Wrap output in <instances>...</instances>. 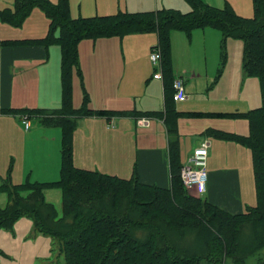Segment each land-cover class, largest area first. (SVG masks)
Listing matches in <instances>:
<instances>
[{
    "label": "crops",
    "instance_id": "obj_1",
    "mask_svg": "<svg viewBox=\"0 0 264 264\" xmlns=\"http://www.w3.org/2000/svg\"><path fill=\"white\" fill-rule=\"evenodd\" d=\"M8 2L6 0L0 5V9L13 6L14 1ZM40 34L43 33L27 35L33 38L0 37V40L15 42L0 43V107L52 111L61 106V49L56 51L49 45H42L39 39L45 35ZM156 42L155 32L84 37L77 42L78 64L72 70L73 107L80 106L82 95H86L87 106L92 109L134 110L135 113L130 116L78 118L72 132L74 165L169 190L173 203L179 201L182 205L192 206L189 197H193L229 215L246 212L253 207L250 195L254 181L252 151L234 138L217 137L207 131L249 136V120L211 114L236 110L231 111L232 107L220 104L217 106L212 89L206 86L210 73L207 70L194 73V69L197 70L194 63L183 67L184 75H178L177 70L174 75L171 64L168 75L164 76L161 71L162 77L156 78V71L151 73L149 62L151 47ZM119 57L123 60L122 79L134 81L137 87L143 84L142 96L149 89L157 90L158 93L154 92L157 93L155 104L135 101L131 106L122 100V95L121 99L115 96L113 69L114 64L118 66ZM190 73L192 78L206 81L205 86L198 84L202 90L201 95H197L200 97H192L193 80L185 77ZM177 75L184 80L187 99L183 101H176L171 96L172 79ZM190 112H202L204 115L192 116ZM18 118L19 114H0V149L12 155L17 171L28 173L27 177L31 175L39 181L57 179L61 165V128L38 125L31 129L30 119V128L23 129ZM238 118L243 122H227ZM7 121L10 128L6 127ZM32 138L38 140L34 146ZM203 139L209 141L206 191L198 194L194 189L181 190L180 168ZM49 190L45 191V196Z\"/></svg>",
    "mask_w": 264,
    "mask_h": 264
},
{
    "label": "trees",
    "instance_id": "obj_2",
    "mask_svg": "<svg viewBox=\"0 0 264 264\" xmlns=\"http://www.w3.org/2000/svg\"><path fill=\"white\" fill-rule=\"evenodd\" d=\"M186 1L191 5V10L186 13L174 8H161L93 17H73L69 0H57L54 3L50 0H14L12 7L0 9V21L13 26H20L32 8L42 9L49 19V31L39 39V42L47 46L53 38L58 41L61 49L62 87V104L52 111L42 108L0 107V114L14 113L40 117L44 125L59 126L62 130L61 165L57 180L25 182L17 185L4 181L0 184V192L7 194L6 205L0 206V228L10 227L20 217H30L35 231L51 235L60 242L64 249L66 264H185L188 262L176 244L167 240L168 238L160 239L162 234L158 222H166L171 227V224L180 221L179 219L186 220L189 218L191 207L200 200L187 195L186 197L191 199L192 206L182 205L179 201L175 204L169 190L141 184L134 179H122L97 170L76 167L72 155V132L78 118L91 115L130 116L135 113L134 110L92 109L87 106L86 95L81 108L73 107L72 70L78 64L77 42L84 37L155 32L157 42L151 49L160 50V71L165 76L171 72L170 32L172 30H182L190 34L196 27H218L224 36L244 40V66L249 73L261 77L264 89V23L262 22L264 0H253L259 17L255 19L239 17L228 1L224 8H217L202 0ZM56 29H59V35L54 37L53 32ZM0 43L15 42L0 40ZM260 61L263 65H260ZM171 90L173 92L172 84ZM211 114L218 117H245L249 120V136L214 130L207 132L221 138H234L250 147L257 203L246 212L236 215L226 214L206 201L200 203L210 210V215L225 217L223 220L227 222L253 215L259 222L264 223V107ZM190 115L202 116L204 113L190 112ZM179 182L185 189L180 181V171ZM54 188L61 191L62 217H58L55 208L45 200V191ZM121 188H127L128 192L124 195H127L132 207L140 211L139 218L122 215L116 211L112 202L105 203L103 194H108L110 191L112 197L118 200ZM84 192H89L88 196L91 197L86 196L83 200ZM96 199L100 202L93 205L92 202ZM86 201L91 202L92 206L85 203ZM200 218L202 221L205 220L203 217ZM138 226L143 230H149L146 240L138 238L136 233ZM156 230L159 233H156ZM219 238L221 239V235L218 240Z\"/></svg>",
    "mask_w": 264,
    "mask_h": 264
},
{
    "label": "rangeland",
    "instance_id": "obj_3",
    "mask_svg": "<svg viewBox=\"0 0 264 264\" xmlns=\"http://www.w3.org/2000/svg\"><path fill=\"white\" fill-rule=\"evenodd\" d=\"M5 1L0 0V5L5 3ZM8 1V3H12L14 0ZM50 1L54 3L57 0ZM69 1L73 17H93L118 12L150 11L161 8H174L181 13L191 10V5L186 0ZM202 1L217 8H224L228 1L239 17L244 19L259 18L257 17L253 0ZM262 22L264 23V17ZM48 31L49 22L39 7H34L20 26H13L0 21V37L33 38L27 35L43 33L40 35L44 36L47 35ZM53 35L54 37L58 36L59 29L54 30ZM170 42V58L174 75L176 70L179 71L178 75H184L183 67H189L190 62L194 63L193 66L197 68V70L194 69V73H202V71L205 72L206 70L210 73L211 77L207 79V85L205 84V79L199 81L192 78L191 73L185 75V77L188 76L189 80H193L192 97H200L197 95L202 93L201 88H198V84H201L212 89L217 106L220 104L222 107H232L231 111L264 107L262 79L258 74L249 73L244 66V40L224 36L222 30L218 27L204 26L194 28L190 34L174 29L172 35L170 32ZM48 47H52L56 51L60 50L58 41L54 38ZM149 62L151 73L160 69V65L153 64L150 59ZM121 64H123V60L119 57L118 66L114 64L115 67L113 69L114 76L112 81H115L114 85L116 88L113 89L115 96L118 95L119 99H121L120 95H122V100L131 106L134 105L135 101L137 103H145V105H148V102L152 105L155 104L157 90L149 89L144 92L147 94L142 96L143 84L137 87L134 81L122 79L123 67ZM260 65H263L262 61H260ZM210 97H212L211 94ZM82 98L81 107L84 105V95H82ZM80 106L74 107L81 108ZM30 119L32 123L31 129L38 125L49 126L41 123L40 117L31 116ZM17 120L19 121V126L24 129V126L21 125L23 120L21 118ZM227 122L239 124L243 121L238 118L228 119ZM10 126L11 124L7 121L6 127L10 128ZM36 141H38L37 138H32V146H34L33 143ZM13 166L12 155H9L5 149H0V181L10 182L13 185L39 181L34 180L30 177L31 175L27 177L28 173L24 174L21 171H17L16 167L14 166L13 168ZM180 188L183 190L181 185ZM250 191L252 193L250 194L252 197L251 203L254 206L257 203L255 180ZM126 192H128L127 188H121L118 200H115L109 191L108 194H103V199L106 204L112 202L113 207L120 214L139 218L140 211L132 207L127 195H124ZM88 195H90L89 192H84L83 200H85L86 196L87 198L91 197ZM45 197L46 201L55 208L58 217H62V196L60 190L51 189L46 193ZM98 202L100 200L96 199L92 204L96 205ZM200 202H196L191 207L189 218L186 220L179 219L180 221L174 222L175 224H171V227L166 222H158L162 236H160L161 238H156H168L167 240H171L172 243L176 244L187 258L188 262L185 264H264V223L259 222L253 215L247 218L235 219L234 222H227L223 220L225 217L210 215V210L201 205ZM6 203L7 195L4 192H0V206H5ZM85 203L92 206L91 202L86 201ZM200 217L205 220L202 221ZM137 228L138 238L146 240L147 235L150 233L149 230H143L139 226ZM155 232L159 233L158 230ZM218 234L221 235L219 240ZM222 247L224 250H222ZM0 264H66V261L64 249L60 242L51 235L35 231L32 219L23 216L15 220L10 227L0 228Z\"/></svg>",
    "mask_w": 264,
    "mask_h": 264
},
{
    "label": "built area",
    "instance_id": "obj_4",
    "mask_svg": "<svg viewBox=\"0 0 264 264\" xmlns=\"http://www.w3.org/2000/svg\"><path fill=\"white\" fill-rule=\"evenodd\" d=\"M150 60L155 65H160L161 52L158 48L150 50ZM156 78L162 77V72L157 70L154 73ZM172 98L176 101H183L187 99V94L184 92V80L181 76H175L172 81ZM20 118L23 120L22 124L25 129L30 128V117L22 115ZM209 141L203 139L191 152L187 161L182 164L180 168V181L185 189H194L198 194L206 191L208 183V158Z\"/></svg>",
    "mask_w": 264,
    "mask_h": 264
}]
</instances>
